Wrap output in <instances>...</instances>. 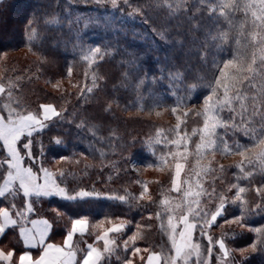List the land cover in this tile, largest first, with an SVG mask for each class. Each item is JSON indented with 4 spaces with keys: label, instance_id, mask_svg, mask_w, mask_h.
I'll return each mask as SVG.
<instances>
[{
    "label": "trees",
    "instance_id": "16d2710c",
    "mask_svg": "<svg viewBox=\"0 0 264 264\" xmlns=\"http://www.w3.org/2000/svg\"><path fill=\"white\" fill-rule=\"evenodd\" d=\"M169 2L174 3V0ZM138 5L143 10L134 12ZM149 5H155V10ZM161 5L163 0H131V7L117 11L111 6L85 4L84 0L73 3L71 8L67 0H0V83L4 84L6 90L12 89L11 100L7 92L0 94V107L8 101L23 114L36 113L42 104H52L62 111L67 123L54 124L46 132L38 136L34 134L37 141H43L42 145L34 144L38 164L35 167L42 165L49 170H58L53 176L60 187L66 188L70 194H75L74 190L92 189L101 194L86 198L85 201H66L58 196L24 197L25 201H35L36 210L28 215V219H46L52 225L49 241L57 243L62 242L77 218H85L89 222L83 237L86 243L93 242L97 234H101L111 223L123 221L124 229L115 235L117 249L111 255L104 254L100 264H121L117 255L132 260L133 264H146L149 253L168 252L171 240L166 230L165 204L161 202L164 194L180 197L181 192L168 191L164 176L155 181H146V175L140 169L134 170L132 163L136 162L142 168L160 167L162 163L157 156H162L165 151L173 154L176 147L170 143L167 149H163V143L156 139L160 137L162 142L176 139L178 123L180 135L187 133L190 137L188 148L195 150L199 142V130L203 127V117L193 113L205 110L203 99L210 91L202 86L195 92H184V85L180 81L187 75V70L197 73L202 78V85L211 79L208 67L202 65L199 58L200 42L205 39V31L190 34L186 24L184 28L177 29L176 20L167 17L161 11ZM163 6L166 8V5ZM66 10L73 13V19L80 17L88 21V27L84 28L81 23L70 28ZM245 10L249 11L248 7ZM38 15H44V20L37 22L30 33L25 21ZM144 16H150L151 19L142 22ZM246 19L250 26L251 17ZM204 27L215 34L214 25L205 22ZM220 27L229 31L230 37L238 35L223 24ZM240 30L243 31V25H240ZM177 40L181 43H177ZM97 46L102 51L110 50L112 55L105 56L103 60L97 59L94 67L99 77L98 87L88 94L92 69L83 57L90 48ZM223 47L225 50L210 56V60L226 61L234 57L241 46L229 40ZM209 51L216 53V49L211 46ZM241 51L242 60L246 59L250 64L251 58L260 52V48L250 45ZM131 60L136 61L135 65L129 63ZM69 66L72 67L70 78L66 75ZM228 71L231 74L232 70ZM125 73H128L127 78ZM140 79L144 80V84L137 87ZM244 85H247V81H244ZM260 88L261 85L257 83L247 93L249 97L257 96L258 101L253 102L257 107L264 102L259 101ZM81 92L86 93V100L81 99ZM196 95L201 98L195 100ZM186 96L187 100L184 99ZM233 106L239 107L238 104ZM173 107L176 108L175 112L172 111ZM261 107L264 110V105ZM221 115L226 120L230 113L225 110ZM259 127L257 124L256 128ZM9 129L12 128L0 127V137L5 138V146L13 154L11 166L19 170L21 162L15 151V143L21 133L14 129L15 136L8 140L9 135L6 133ZM193 129L198 130L197 135H192ZM217 134L228 145H246L248 151L245 156L239 155L234 149L206 154V160H211L210 169L215 170L214 174L208 172L207 189L211 193L214 188L215 194L234 199L236 190L230 188L238 184L246 189L245 193L240 194L247 201L243 207H252L255 211V204L261 203L255 189L264 182L260 163L255 160V156L264 145L254 147L253 138L234 134L230 129L225 131L220 128ZM53 137L64 143L60 146L50 143ZM247 158H253V164H249ZM31 163L25 158L24 166ZM238 165H242V168ZM150 168L146 170L151 171ZM249 170L253 176L246 178L245 173ZM60 172L65 175L60 176ZM43 173L40 172L41 190L45 182ZM7 176L6 173L4 179ZM51 184L55 190L53 180ZM2 186L3 178H0ZM22 196L20 193L15 200L18 202ZM121 196L124 197L122 201L112 199ZM12 199L11 196L8 199L0 197V207H7ZM206 201L211 209L219 202L204 197L202 202ZM16 210L9 208L13 213ZM242 212L243 208L228 205L225 219L232 220ZM161 218L165 225L163 230ZM189 218L198 224L194 241H202L207 247L206 237L199 236V223L192 216ZM217 223L220 227L209 229L210 235L225 238L228 248L235 251L238 259L246 257V264H264V252L245 253L244 257L240 253L241 249L250 248L255 242V233L247 231L240 224L224 223L223 219H218ZM247 227H264V215L251 216ZM89 232L91 235H88ZM17 233L18 229H9L5 237L0 239V246L20 252L25 246L20 243L22 238ZM233 233L239 235L233 237ZM133 236L136 239L131 242ZM80 239V235L75 236L74 245L83 248L86 244L80 243ZM126 241H130L127 249L124 248ZM97 244L104 253L103 242ZM135 247L141 251L133 255ZM77 255L80 258L83 253L78 252ZM141 257L144 259L141 260ZM211 264H216V260H211Z\"/></svg>",
    "mask_w": 264,
    "mask_h": 264
},
{
    "label": "snow or ice",
    "instance_id": "6c2138e0",
    "mask_svg": "<svg viewBox=\"0 0 264 264\" xmlns=\"http://www.w3.org/2000/svg\"><path fill=\"white\" fill-rule=\"evenodd\" d=\"M80 0H67L69 8L72 7L73 3L78 4ZM85 4L95 3L99 6H111L112 9L120 11L124 8L131 7V0H84ZM166 5V8L163 6ZM163 5H161V11L167 17L176 20L177 29H181L187 25V30L190 34H195L196 32L205 31V39L200 42V62L202 65L208 67V71L211 73V79L208 80L206 84H201L202 78L192 70H187V75L183 77L180 81L184 85V92H195L200 87H206L209 89L210 94L203 99V105L205 110L203 112H194L196 116L203 117V128L199 130V142L195 145V150L198 156H202V149L214 152L216 150H222L224 152H229L235 150L241 156H245V152L248 151L246 145H241L235 143L233 145H228L222 137L217 135L216 129L222 128L225 131L229 129L234 134H241L252 139V143L255 146L264 145V110H262L260 103L257 107L255 101H258L257 96H248V91L252 90L255 84L259 83L261 88L258 90V95L260 100H264V0H174V3H170L169 0H163ZM251 6L253 11H246L245 9ZM150 8L155 10V5H149ZM142 6H137L134 12L142 11ZM44 15H50V13H45ZM44 15H38L33 19L25 21L27 30L31 33L34 30L35 24L39 21L44 20ZM65 16L67 17V22L69 27L72 25H78L83 23V27H88V21L82 20L80 17L73 19V13L70 11H65ZM245 19H238V18ZM247 17H251V25L247 21ZM151 19L150 16L142 17V22H147ZM45 23H52L53 21H44ZM205 22L209 25L215 26V34L212 31H207L204 27ZM225 25L231 31L237 32L238 35L231 36L229 31L223 30L220 25ZM240 25H243V31L240 30ZM252 29H256L255 32ZM163 35V34H161ZM30 38V37H29ZM166 39V38H165ZM231 40L234 44L241 46L237 49V54L225 60L211 59L210 56L218 54L224 51V45H227ZM243 41V44L241 43ZM177 43L181 41L177 40ZM254 45L260 48V52L251 58V63L249 64L247 60H242L243 52L241 49L245 46ZM209 46L216 49V53L209 51ZM112 55L110 50L102 51L101 47H93L88 50V54L83 57L85 61H88L89 68L92 69L91 87H87V93L90 94L95 88L98 87L99 77L96 75V70L94 65L97 63V59L103 60L105 56ZM130 64L135 65L136 61H129ZM228 70H232L229 74ZM72 74V67L69 66L66 75L70 78ZM87 75V73L85 74ZM128 73H125L127 78ZM175 79V77L173 78ZM244 81H247V85H244ZM231 82V83H229ZM144 84V80L140 79L137 87ZM58 87V85H54ZM244 89L243 91L241 89ZM7 92V97L9 100L12 98V89L6 90L3 83H0V94H5ZM81 99H87V95L84 92L80 94ZM200 95L194 97L195 100H199ZM185 100L188 97H184ZM247 101L248 103H245ZM234 104H238L239 107H234ZM19 107V105H17ZM250 108V111H249ZM227 110L230 115L225 120L222 117V113ZM172 111L175 112L176 108L173 107ZM0 127L10 126L16 131L20 132L19 139L15 143V151L19 154V159L21 162V167L19 170L11 166V161L13 160V154L9 152L8 148L5 146L4 137H0V178H3V186L0 187V197L8 199L11 196L13 199L9 201L7 207H0V225H3V232L0 233V239H3L7 234V231L11 229L16 231L18 229V237H23L20 243L25 248H22L20 252L15 249L5 253L0 251V261L6 262V264H15L14 257L18 256V261L20 264V257L31 256L33 262L39 259V255L43 252V246L39 243H26L27 236L37 235L39 233H46L44 238V245L49 244V231L52 225L49 224L47 220H37L28 219V215L33 213L35 209V201L29 199L25 201L24 197H61L66 201H85L86 198L98 197L101 194L97 193L95 189L92 190H74L75 194H70L69 191L60 187L57 183V179L51 173L52 180L55 182V190L48 188L41 190L39 187L42 183L40 172H48L49 169L43 167L36 168L38 165L37 158L34 154V144H43L42 140L37 141L34 134L37 136L46 132L54 124L67 123L68 121L64 118L62 111H58L52 104H42L39 106V111L36 113L29 112L28 114L22 115L19 111L12 108L9 104L5 103L0 107ZM187 116V113H184ZM29 119H25V118ZM259 117V119H257ZM179 119V117H178ZM21 122L23 124L21 125ZM259 124V129L256 125ZM82 127V125H77ZM177 138L172 140L171 143L176 146L179 150L182 146L187 150V141L190 140L188 134L185 133L183 136L180 135V124L176 125ZM198 130L193 129L192 135H197ZM217 140L220 141L217 144ZM183 142V143H182ZM50 143L60 146L64 143L63 140L53 137ZM43 154V153H41ZM174 155H182L177 151ZM27 158L33 163L28 166H24V160ZM186 159V156H185ZM256 160H259L261 167V174L264 175V150L256 154ZM249 164H253V158H247ZM160 162L164 163V157L161 156ZM40 164V162H39ZM184 165L182 163H176L175 165V176L179 178L181 175V170ZM242 168V165H238ZM223 171V168L220 169ZM243 170V169H242ZM206 172H212L214 174L215 170L207 169ZM16 176L15 180L9 181L4 179L5 174ZM32 175L35 177L36 184L29 185L27 182V176ZM60 176H64V172L59 173ZM253 173L251 170L245 173L246 178H251ZM200 191L192 192L191 186L186 188L183 192L184 197H193L191 203L188 204V215L182 214L177 219L182 223H173L172 212L174 210L165 209L169 214L167 216V226L166 230L169 233V238L171 240V248L168 252H151L147 257V264H211V260L219 259L220 264H246L245 253L251 252H264V227H247V221L251 216L254 215H264V182H262L261 187L256 188L255 192L258 194L261 203L255 204V211L252 207H243L247 205V201L242 198L240 194L245 193L246 189L239 186L238 184H233L230 188L235 189L234 199H229L223 195L215 194V189L209 193L207 189H203L201 185ZM173 188L176 192H181V185L178 180L173 181ZM146 190V189H145ZM23 194L20 200L17 202L15 197ZM207 195L209 200L216 199L218 204L214 208L206 210L200 205L199 198L203 195ZM143 195V193H141ZM112 199L123 200L124 197H112ZM239 202V203H238ZM2 203V202H0ZM162 204H167V201H162ZM234 205L238 208H243V212L239 217L233 220L225 219L227 206ZM195 206V207H193ZM9 208L17 209L14 213L9 211ZM189 215H191L196 221H199V235L201 237H206L207 247L201 252L200 243H192L193 233L197 230L198 224L190 221ZM17 217L13 219L12 217ZM27 217V219H25ZM218 219H223L224 223L227 224H240L247 231L255 233L253 237L255 240L251 244L250 248L241 249L240 253L244 259H238L235 255V251L228 248L226 245L225 238H214L209 234V229L213 227H220L217 223ZM32 224V229L28 230L27 235L21 231L23 226L27 224ZM88 221L84 219H75L72 225L75 224L76 231L72 228L66 233L67 244L60 246L66 251L73 252L75 254L74 264H78L77 253H83L80 257L79 264H100L103 259L104 254L111 255L114 251V247H109L108 232L103 235L97 234V239L104 242V253L93 247L92 244L86 243L83 237L87 231L86 225ZM125 225H119L109 229L113 233H121ZM178 227L180 228L177 231ZM161 229H165L163 223V218H161ZM79 232L80 243H85L86 246L81 248L73 243L74 236ZM88 235H91L89 232ZM239 235L238 233H233V237ZM177 237L180 243H177ZM189 237H191L190 243L191 247H185L181 250L180 245H187L189 243ZM135 236L130 238L131 242H134ZM124 242V248L127 249L129 242ZM115 240L112 244L115 245ZM54 244V243H52ZM218 245V248L216 247ZM216 249V254H214L213 249ZM32 250H36L35 254ZM141 249L138 247L134 248L133 255L140 253ZM179 252V255L177 254ZM117 260H120L121 264H133L132 260L127 258H122L117 255ZM211 258V260L209 259ZM144 257H141L143 260Z\"/></svg>",
    "mask_w": 264,
    "mask_h": 264
},
{
    "label": "rangeland",
    "instance_id": "374dc122",
    "mask_svg": "<svg viewBox=\"0 0 264 264\" xmlns=\"http://www.w3.org/2000/svg\"><path fill=\"white\" fill-rule=\"evenodd\" d=\"M248 9H249V11H253V9H251L250 5H248ZM5 103L9 104L8 101L5 102ZM1 105H3V104H1ZM12 108H14V107H12ZM21 114L24 115L23 113H21ZM25 119H29V118L26 117ZM22 124H23V122H21V125ZM3 127L12 128L10 126H3ZM219 129L220 128H217L216 132H218ZM6 134L9 135L8 136V140H11V139H13V137L15 136L16 133L14 132V129L12 128V129H9ZM19 134H20V132H19ZM17 136H19V135H17ZM156 141L159 142V143H163V149L164 148L167 149L168 146L171 143V142H168V141L167 142H162L160 137H158L156 139ZM217 143H219L218 140H217ZM188 145H189V141H187V150L186 151H185V149L182 146L179 150L176 148L174 150L173 154L171 152H169V153L167 152L166 153V151L162 152V156L164 157V163L161 164V166L156 168V169H153V168H150V166H147L146 168L152 169L151 171L150 170H146V168L140 167L138 165V163H136V162L132 163V167H133L134 170L139 171V169H140L142 171V173L144 175H146V177H147L146 181H148V180L155 181L158 178H161V177L164 176V178L167 179L166 187H167L168 191H171V190L175 191L174 188H173V181L174 180H178V182L181 185V196L180 197H171L170 194H164L163 195V201H167V204H165V209L167 208V209H170V210H174L172 212L173 223H178V224L182 223V222L178 221V219H177L180 215H182V214L188 215L189 214L188 213V204L191 203V201L193 199V197H191V196L187 197V198L184 197V195H183L184 190L186 188H188L189 186H191L192 192L200 191V187H198V185H201L203 187V189H207L206 182L208 180V172H206L205 170L210 169V166H211V162L210 161L211 160H210V158H209V160H206L205 155L206 154L213 155V154H211L212 153L211 151L202 149L201 150L202 153H203L202 156H198L197 153H196V150H192L191 151L188 148ZM151 150L153 151V148ZM262 150H264V148ZM177 151H179L182 155H174ZM185 156H186V159H185ZM157 158H158V160H160L161 156L159 155V156H157ZM256 161L259 162V160H256ZM176 163H182L184 165L183 169L181 170V175H180L179 178H176V176H175V165H176ZM51 173L53 175L57 174L58 170H54L53 169V170H49L48 172H44L43 173L42 179H44V181H45L44 182L45 186L43 185L44 188L42 187L43 188L42 190H45V189H48V188L52 189V184H51L52 183V176H51ZM15 179H16V176L9 175V174H8V176L6 178V180H9V181H12V180H15ZM27 182H28L29 185H35L36 184L35 177L32 176V175H28L27 176ZM39 187H41V185ZM207 191L209 192L208 189H207ZM204 197H207V195L205 194V195H203V196H201L199 198L200 205L202 207H204L206 210H209V209H211V206H210V204H208V201H206L204 203L202 202ZM193 207H195V206H193ZM165 212H166V214L168 216L169 213L167 211H165ZM189 216L191 217V215H189ZM197 222L200 223L199 221H197ZM116 223H118V225H121V223H122V225H125V223L123 221L114 222V223H111L108 227H106L103 231L107 230L111 225L116 224ZM179 230H180V228L178 227L177 231H179ZM117 234H119V233H112V234L109 235V247H114L115 250L117 249V244L115 243V245H113L112 241L115 240V238H116L115 235H117ZM194 235H195V232L193 233L192 243H200L201 246H202L201 247V252H203L204 249L206 248V247H204V243L202 241H197V242L194 241ZM190 240H191V237H189V243L187 245H180L181 250H183V248H185V247H191ZM177 243H180L178 237H177ZM103 244H104V242H103ZM226 245H227V243H226ZM216 247L218 248V245ZM213 252H214V254H216V249L215 248L213 249ZM177 254L179 255V252ZM216 264H220L219 259H216Z\"/></svg>",
    "mask_w": 264,
    "mask_h": 264
},
{
    "label": "crops",
    "instance_id": "0c3cea01",
    "mask_svg": "<svg viewBox=\"0 0 264 264\" xmlns=\"http://www.w3.org/2000/svg\"><path fill=\"white\" fill-rule=\"evenodd\" d=\"M12 218L15 219L14 217H12ZM32 219L46 220V219L40 218V217L32 218ZM77 219L87 220L85 218H77ZM121 225H122V223H121ZM116 226H119L118 223L111 225L107 230L101 232V234H99V235H103L105 232H108V238H109V235L113 233V232H110L109 229L116 227ZM32 227H33V225L29 223L26 226H23L21 228V231L23 233H25V235H27L28 230L32 229ZM88 227H89V222L86 225L87 230H88ZM71 228L73 231L77 230L75 224H73V225L71 224L69 231L71 230ZM2 232H3V225H0V233H2ZM49 234H50V231H49ZM77 235H79V232H77V234L75 236H77ZM45 236H46V233H39L37 235L27 236L26 243H39L40 245L43 246V252L40 253L39 259H37L35 262H33L32 257L30 255L27 256V258H25L23 256L20 257V264H74L75 254L73 252L66 251L64 248L60 247V246H64V244L68 243V241L65 240L66 235L63 238L61 243L52 242V241L48 240V242H50V243L47 245H44ZM75 236L73 238V243L75 240ZM21 238L23 240V237H21ZM99 241H102V240L95 238V240L93 242H90V244H92L93 247L97 248L98 250L101 251V253H103V249H101L100 246H98V244H97ZM52 243H54V244H52ZM11 250H13V249H6V248H3L0 246V251H4L5 253H7L8 251H11ZM32 251L35 254L36 250H32ZM14 260H15V264H19L18 256L16 257V259L14 257ZM77 261L79 264L80 258L78 257V255H77ZM0 263L6 264V262H3V261H0ZM146 264H147V260H146Z\"/></svg>",
    "mask_w": 264,
    "mask_h": 264
}]
</instances>
